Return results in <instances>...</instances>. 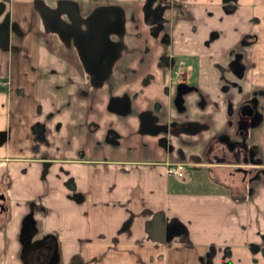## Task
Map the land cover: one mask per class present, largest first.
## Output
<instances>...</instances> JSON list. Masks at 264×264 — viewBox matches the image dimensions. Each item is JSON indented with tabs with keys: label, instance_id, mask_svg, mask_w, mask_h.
I'll return each instance as SVG.
<instances>
[{
	"label": "crops",
	"instance_id": "1",
	"mask_svg": "<svg viewBox=\"0 0 264 264\" xmlns=\"http://www.w3.org/2000/svg\"><path fill=\"white\" fill-rule=\"evenodd\" d=\"M55 3L0 0V264H264V0ZM101 8L92 70L72 27ZM238 92L258 169L236 184L205 153Z\"/></svg>",
	"mask_w": 264,
	"mask_h": 264
},
{
	"label": "flooded vegetation",
	"instance_id": "2",
	"mask_svg": "<svg viewBox=\"0 0 264 264\" xmlns=\"http://www.w3.org/2000/svg\"><path fill=\"white\" fill-rule=\"evenodd\" d=\"M67 5L66 0H56L55 7L57 9H64V7ZM67 7V6H66ZM94 13V14H93ZM92 14L93 16H88L85 18L81 23L79 21H73V27L72 30L73 32L77 35V45L80 46V52L81 55L83 56V59L85 60L86 58L92 59V58H104V49L107 48V42H106V36L109 31L117 29L118 27V19L116 16H113V13H110V10L107 9H100L94 11ZM48 18L50 19L52 14H48ZM54 20V18H53ZM52 21V20H51ZM82 27L84 33H82L78 28ZM93 36V39L90 41L89 47L85 45V41L87 37ZM89 42V40H88ZM183 69V68H182ZM249 101V100H248ZM247 102V101H246ZM245 103V102H244ZM248 103L251 104V101ZM248 122H249V117ZM258 119V118H257ZM242 125L239 126L238 131H242ZM220 141H223L219 139ZM224 147L228 150L229 156L231 159L237 163L239 160V155L241 154V159L246 160V153L244 150L240 153V148L237 147V145H232L228 143L227 141H223ZM217 158V157H216ZM223 159L224 157H218L217 159ZM216 159V160H217ZM218 161V160H217ZM221 162V161H220ZM241 169V168H240ZM235 169V171L242 173L243 175H246V169H241V170ZM32 250V249H31ZM45 247L41 246H36V248L33 249L32 253L30 252V249L25 251V258L28 259V261L32 264H38L40 263V258L44 256L47 251Z\"/></svg>",
	"mask_w": 264,
	"mask_h": 264
},
{
	"label": "rangeland",
	"instance_id": "3",
	"mask_svg": "<svg viewBox=\"0 0 264 264\" xmlns=\"http://www.w3.org/2000/svg\"><path fill=\"white\" fill-rule=\"evenodd\" d=\"M66 6L64 7V9H61V10L57 9V7H56L57 13L63 12V11L66 13H67V11L69 13H73V7L71 8L70 4H68ZM75 21H77V20H75ZM75 21H74V23H75ZM75 36H77V35L75 34ZM181 72H182V69H180L179 73L175 76H178V75L181 76L182 75ZM237 89L240 90V85H238ZM239 93L240 92H238V94H237V97H239L238 98L239 100L238 99L236 100L235 97L233 96L232 98L229 97L230 99L227 101L226 113L229 116L228 120H232V125H234L230 141H229V138L225 137L224 135L220 136V137H216V139H221L223 141L227 140V142L229 141L228 143H230L232 145L233 144L237 145V147L240 148V153L243 150L246 153V155H245L246 160L241 159V154H240L238 162L235 163L231 159V157L229 156V152L226 151L227 149L224 146H222L221 144L219 145V143H217V144L215 143L216 146L212 145L211 142L216 140V139L211 140V142L207 146L206 153H205V157L208 160V162H210V163H213L214 159H217L218 157H221V156L226 157L227 156V158L229 160V161H227L228 162L227 164H229L228 166L223 165L222 160L220 158L217 159L219 162L221 161V163H219V164H222V165H220V167H221V171L224 175L228 172L234 174V172H236L235 171L236 168H241L244 170L246 169L248 172H250V171L255 172L258 169L257 167H255V165H253L254 160H255L254 159V152L255 151H254V149L247 146V140H248L247 134H248L249 128H250V125L248 124V118L246 116H240L239 115L240 105L246 101L249 102L251 100L248 101L249 98H247V97L241 98V97H243V94H239ZM234 121H235V123H234ZM240 125H242V129H241L242 134H238V132H239L238 130H239ZM236 127H238L237 131H236ZM241 149H242V151H241ZM236 173H237V175H235V176L231 175V176L227 177V181L228 180L230 181V179L232 180V178H234L233 179L234 182H232V183H236V184L238 182L241 183L240 182L241 181V178H240L241 174L238 171Z\"/></svg>",
	"mask_w": 264,
	"mask_h": 264
},
{
	"label": "water",
	"instance_id": "4",
	"mask_svg": "<svg viewBox=\"0 0 264 264\" xmlns=\"http://www.w3.org/2000/svg\"><path fill=\"white\" fill-rule=\"evenodd\" d=\"M94 14V13H93ZM93 14L90 15L93 16ZM93 39V36L91 35V37H87L86 41H85V45L87 46V48L89 47V44L90 41ZM89 40V42H88ZM79 49L80 46L78 47ZM85 64H87V66H90V69H94V67L99 63V58H92L89 60V58H86L84 61H83ZM239 115L240 116H246V117H249V122L248 124L250 126H253L258 118V113L255 109V102L254 100H251V104L248 103V102H245L243 104L240 105V108H239ZM238 134H242V131H239ZM237 170H239L240 168H236ZM241 170V169H240ZM0 199H2V196H0ZM41 262V260H40Z\"/></svg>",
	"mask_w": 264,
	"mask_h": 264
},
{
	"label": "built area",
	"instance_id": "5",
	"mask_svg": "<svg viewBox=\"0 0 264 264\" xmlns=\"http://www.w3.org/2000/svg\"><path fill=\"white\" fill-rule=\"evenodd\" d=\"M183 68V65L181 62H177L176 68L173 70L175 75L179 73V70ZM5 85V82L0 80V86ZM165 172L167 175L180 177L182 176V164L181 163H172L168 164L165 167Z\"/></svg>",
	"mask_w": 264,
	"mask_h": 264
},
{
	"label": "trees",
	"instance_id": "6",
	"mask_svg": "<svg viewBox=\"0 0 264 264\" xmlns=\"http://www.w3.org/2000/svg\"><path fill=\"white\" fill-rule=\"evenodd\" d=\"M211 143L214 146H216L217 143H219V145L221 144L222 146H224L223 141H220L219 139H216V140L212 141ZM226 151L228 152V150H226ZM227 161H229L227 156L222 159V163H228ZM246 173H248V171H246ZM240 174H241L240 178L241 179H243V178L245 179V175H243L242 173H240ZM22 223H23V226H22V237L25 239L29 235V231H30L31 219L29 218V216H25L23 218Z\"/></svg>",
	"mask_w": 264,
	"mask_h": 264
}]
</instances>
